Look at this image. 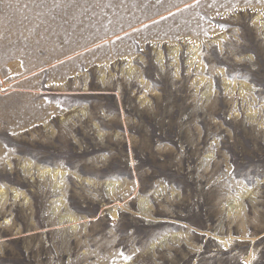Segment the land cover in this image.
<instances>
[{
  "label": "rangeland",
  "instance_id": "1",
  "mask_svg": "<svg viewBox=\"0 0 264 264\" xmlns=\"http://www.w3.org/2000/svg\"><path fill=\"white\" fill-rule=\"evenodd\" d=\"M0 264H264V0H0Z\"/></svg>",
  "mask_w": 264,
  "mask_h": 264
}]
</instances>
